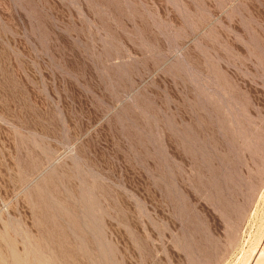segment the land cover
<instances>
[{"label": "rangeland", "instance_id": "1", "mask_svg": "<svg viewBox=\"0 0 264 264\" xmlns=\"http://www.w3.org/2000/svg\"><path fill=\"white\" fill-rule=\"evenodd\" d=\"M0 264H264V0H0Z\"/></svg>", "mask_w": 264, "mask_h": 264}]
</instances>
